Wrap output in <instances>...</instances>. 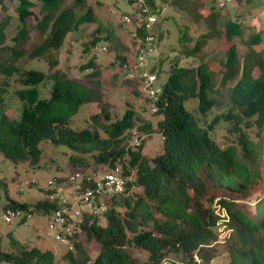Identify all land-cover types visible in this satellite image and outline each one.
Instances as JSON below:
<instances>
[{
  "label": "trees",
  "instance_id": "trees-1",
  "mask_svg": "<svg viewBox=\"0 0 264 264\" xmlns=\"http://www.w3.org/2000/svg\"><path fill=\"white\" fill-rule=\"evenodd\" d=\"M38 1L42 16L37 27L46 35L43 42L28 47L26 19L34 13V1L18 0L19 30L12 37L10 58L0 61V71L7 78L17 74L21 88L16 95L23 102L21 117L16 120L6 110V87L0 86V152L12 161L36 165L42 156L40 144L49 139L81 154L89 153L96 164H101L90 171L111 169L120 163L128 177L125 190L108 199L106 212L83 211L74 249H68L63 259L68 264H160L162 258L174 254L189 260L198 256L200 264H264V191L253 200L247 199L253 180L264 178V165L261 170L256 165L255 148L241 126L253 118L259 127L264 126V26L246 37L240 20L220 14L212 17L230 42L219 81L207 61L188 67L180 64L178 53L170 59L158 110L153 112L160 118L155 126L150 121L139 125L149 134L160 132L163 138V150L148 157L142 153V143L133 147L129 142L135 126L133 110L127 109L121 118L104 125L105 137L98 129H73L72 116L80 106L96 100L102 99L101 112L108 119L103 97L64 71L46 73L21 67L27 58H39L49 48H59L69 36L81 38L89 23L97 20L91 0ZM149 2L155 11L160 10L161 4ZM224 4L219 0L220 6ZM8 22L9 16L0 22V49L6 47ZM178 29L179 52L185 56L199 54L202 43L191 45L187 27L179 25ZM89 37L82 41L85 50L97 47L112 34L101 36L94 31ZM161 39L159 32L157 43ZM126 57V53L119 55L122 61ZM162 59L152 64L158 74L164 70ZM84 69L92 70L83 77H95L100 72L94 57L79 67ZM49 80L50 96L41 98L37 86ZM190 97L199 100L198 116L185 106ZM221 105L227 109L219 110ZM212 109L215 113L208 118ZM98 116L92 115L94 119ZM217 126L238 132V143L221 146L212 136ZM3 190L8 197L6 186ZM47 192L34 203L11 200L5 208L50 216L59 202L50 199ZM215 200L227 210L223 220L228 234L223 242L218 240L220 216ZM100 215L105 216L106 224L99 222ZM93 242L97 244L94 255L86 248ZM133 251L145 252L146 257L135 256ZM0 263L56 264V255L39 247L21 245L17 250H6L0 246Z\"/></svg>",
  "mask_w": 264,
  "mask_h": 264
},
{
  "label": "rangeland",
  "instance_id": "rangeland-1",
  "mask_svg": "<svg viewBox=\"0 0 264 264\" xmlns=\"http://www.w3.org/2000/svg\"><path fill=\"white\" fill-rule=\"evenodd\" d=\"M33 1L32 10L34 13L26 19L28 30L26 39L30 48L37 47L46 37L37 27L38 18L42 16V3L38 0ZM91 3L97 20L89 23L81 38L74 39L73 36H69L59 48L51 47L46 50L43 56L27 58L20 65L24 68L40 69L46 73H51L55 69L64 71L71 77L79 78L85 85L93 87L103 97V100L107 102L108 119L101 112L102 99L101 102L96 100L83 104L78 112L72 116L70 126L73 129H98L101 136L105 137L107 132L104 125L121 118L127 109L133 110L135 126L130 132V145L142 143V153L148 157H153L163 150L162 135L158 131L149 134L139 125H144L150 121L155 126L160 116L153 113L151 103L142 90L138 73L133 66L136 61V41L130 27L124 22V16L131 8V1L91 0ZM155 3L161 4V9L164 8L159 13L156 22L158 25H153L156 35L162 32V39L157 43L156 55L149 58V64L157 63L160 58H163L164 70L159 73V82L161 83L167 80L169 75L168 64L176 53L180 56V64L184 66H196L201 61H207L216 72L217 81L220 80L224 68L222 62L226 60V49L230 42L225 39L219 24L213 22L212 17L216 14L243 22L246 37L250 32L258 31L264 26V3L261 0H237V2L224 0L223 6L219 5V0H155ZM17 6L18 0H0V22L9 16V22L5 28L7 39L4 44L6 47L0 49V61H6L11 56L10 48L14 44L12 37L18 32L20 24ZM179 25L187 27L191 37V45L198 41L202 43L199 54L196 56H185L179 52L180 48L177 47ZM98 26H100L99 29H97ZM94 31L101 36H107L110 33L112 37L99 42L98 46L93 49H83L82 41L89 40V34ZM262 48H264V44ZM125 53L126 60L122 61L119 55ZM93 57L100 66L99 75L83 77L84 72L92 69L80 71L79 67ZM0 86L6 87L3 91V97L7 104L8 114L19 120L23 102L16 95V90L21 88L17 74L7 78L0 71ZM51 86V80L37 86L41 98L50 96ZM198 103L197 97H190L185 101V106L198 116L200 114ZM226 109V105L219 107V110L222 111ZM214 113L215 109H212L211 112H208L207 117H212ZM95 114H99L97 119L92 117ZM254 120V118L249 121L244 120L241 126L253 143L255 163L261 170L264 165V126L259 127ZM247 122L249 123L247 124ZM200 123L203 121L201 120ZM212 136L221 146H226L237 144L239 134L227 127L217 126L213 130ZM137 137L140 139L139 144H135ZM40 147L42 156L36 165L30 164L28 161H12L0 152V192L2 195L0 199V246L6 250H17L21 245L28 248L39 247L42 250L51 249L56 255V264H68L62 257L68 250L67 246L57 242L49 234V215L33 211L32 217L26 224L18 225L17 222L4 221L3 209L11 200L34 203L45 198L49 180H58L66 192L73 193L72 184L66 182L71 171L85 170V168L90 170L95 166L100 167L101 164H96L89 153L81 154L49 139L43 140ZM239 149H241V145H239ZM118 165L121 166L120 163ZM253 182L250 194L247 196L248 200H253L264 191V178H256ZM4 186L7 188L8 197L3 194ZM75 207L78 208L79 204H75ZM214 207L220 216L217 225L218 240L223 242L228 234L223 220L226 218L227 210H223V206L221 207L217 200L214 201ZM99 222L102 225L106 224L105 216L100 215ZM81 237L84 239L83 235ZM15 241L19 243H15ZM86 248L94 255L97 244L95 242L88 243ZM220 249L223 247L220 246ZM133 254L142 259L146 257V253L141 251H133ZM168 256L182 258L174 254ZM224 256V254L221 256V262H224Z\"/></svg>",
  "mask_w": 264,
  "mask_h": 264
},
{
  "label": "built area",
  "instance_id": "built-area-1",
  "mask_svg": "<svg viewBox=\"0 0 264 264\" xmlns=\"http://www.w3.org/2000/svg\"><path fill=\"white\" fill-rule=\"evenodd\" d=\"M131 8L124 16V22L130 27L136 41V69L143 92L151 103L152 111L158 110V101L162 92V83L159 74L152 70L149 58L157 53V35L153 25L156 24L159 13L164 9L155 11L149 0H130ZM223 2L220 3L222 5ZM153 27V28H152ZM140 139L135 138V144ZM127 176L123 174L122 167L116 165L111 169L99 171L73 170L67 176L66 182L72 184L73 193L65 191L58 180H49L47 196L59 202L58 207L50 215L49 234L53 238L73 250L75 240L80 231L83 220V211L93 214H102L108 209V199L122 193L126 188ZM75 204H79L76 208ZM31 210L7 207L3 209V219L6 222H21L26 224L32 217ZM201 259L195 256L194 260L166 256L160 264H200Z\"/></svg>",
  "mask_w": 264,
  "mask_h": 264
}]
</instances>
